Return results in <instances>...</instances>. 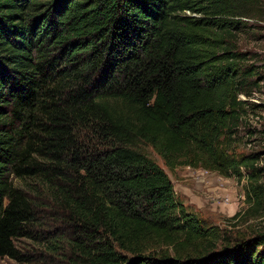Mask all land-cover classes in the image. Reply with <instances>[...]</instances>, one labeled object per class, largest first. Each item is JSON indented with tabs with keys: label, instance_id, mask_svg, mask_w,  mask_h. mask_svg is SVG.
Instances as JSON below:
<instances>
[{
	"label": "trees",
	"instance_id": "1",
	"mask_svg": "<svg viewBox=\"0 0 264 264\" xmlns=\"http://www.w3.org/2000/svg\"><path fill=\"white\" fill-rule=\"evenodd\" d=\"M257 6L0 0V258L264 264V234L206 226L147 153L169 171L246 178L260 205V154L238 151L258 107L242 97L262 81L240 48Z\"/></svg>",
	"mask_w": 264,
	"mask_h": 264
},
{
	"label": "rangeland",
	"instance_id": "2",
	"mask_svg": "<svg viewBox=\"0 0 264 264\" xmlns=\"http://www.w3.org/2000/svg\"><path fill=\"white\" fill-rule=\"evenodd\" d=\"M257 2V14L250 15L240 33V48L248 54V64L256 67L257 75L261 76L262 81L249 97H242L248 104H256L258 107L251 109L248 106L246 123L240 128V135L245 138L238 151L245 154L252 150L258 151L260 166H264V133L261 134L264 130V0ZM249 131H254V135L249 137ZM147 153L166 172L182 203L197 214L206 226L218 227L231 239L239 235L264 234V195L260 205L247 202L246 178L238 181L233 177L225 178L212 172L204 174L202 169L188 167L169 171L150 149H147ZM259 183L264 186V173ZM16 248L21 255H31V249L35 251L31 241L25 238L16 242ZM23 258L21 261L0 258V264H30ZM37 259L38 255L36 261ZM36 261L33 264H37ZM45 262L61 264L59 259L52 257L45 259Z\"/></svg>",
	"mask_w": 264,
	"mask_h": 264
},
{
	"label": "built area",
	"instance_id": "3",
	"mask_svg": "<svg viewBox=\"0 0 264 264\" xmlns=\"http://www.w3.org/2000/svg\"><path fill=\"white\" fill-rule=\"evenodd\" d=\"M203 173H204V174H208V171H205V170H204Z\"/></svg>",
	"mask_w": 264,
	"mask_h": 264
},
{
	"label": "flooded vegetation",
	"instance_id": "4",
	"mask_svg": "<svg viewBox=\"0 0 264 264\" xmlns=\"http://www.w3.org/2000/svg\"><path fill=\"white\" fill-rule=\"evenodd\" d=\"M247 22V19H245V23ZM248 102V101H247Z\"/></svg>",
	"mask_w": 264,
	"mask_h": 264
},
{
	"label": "crops",
	"instance_id": "5",
	"mask_svg": "<svg viewBox=\"0 0 264 264\" xmlns=\"http://www.w3.org/2000/svg\"><path fill=\"white\" fill-rule=\"evenodd\" d=\"M246 19H248V18H246ZM244 21H245V19H244ZM248 21V20H247Z\"/></svg>",
	"mask_w": 264,
	"mask_h": 264
}]
</instances>
